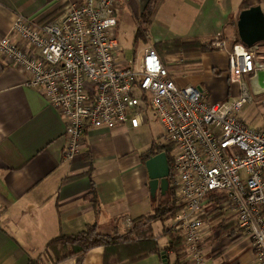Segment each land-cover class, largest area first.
Returning <instances> with one entry per match:
<instances>
[{"label":"crops","instance_id":"obj_1","mask_svg":"<svg viewBox=\"0 0 264 264\" xmlns=\"http://www.w3.org/2000/svg\"><path fill=\"white\" fill-rule=\"evenodd\" d=\"M73 1L81 0H0V40L20 14L44 21ZM147 2L121 0L118 36L123 20H136L138 26ZM255 5L264 10V0H161L148 41L134 40V55H141L152 45L180 86L204 88L211 102L232 100L240 87L229 78L227 50L213 47L169 53L161 44L208 41L220 34L230 46L240 40V12ZM25 81L26 74L0 53V264H29L32 259L52 264L45 250L48 242L60 234L83 231L92 223H97L101 234H113L117 229L125 232L127 218L135 222L152 216L156 208L174 199L171 183L163 188L159 179L152 188L146 166L154 155L147 153L153 143L157 144L155 154L165 151L169 157L163 131L158 130L151 141L133 136L150 123L151 109L142 115L139 127L128 123L86 131L82 152L67 160L65 120L41 90L27 86ZM160 171L157 165V173ZM218 201L214 196L206 206L203 233L207 264H254V249L238 229L236 214L219 206ZM162 217L151 220V224L154 238L164 247L174 218ZM161 255L150 253L126 264H164ZM104 258L105 246L96 245L87 252L83 264H104ZM75 263L74 258L59 264Z\"/></svg>","mask_w":264,"mask_h":264},{"label":"built area","instance_id":"obj_2","mask_svg":"<svg viewBox=\"0 0 264 264\" xmlns=\"http://www.w3.org/2000/svg\"><path fill=\"white\" fill-rule=\"evenodd\" d=\"M121 0L69 2L53 17L36 21L20 14L1 38L0 53L26 74L66 122L64 157L80 155L86 131L99 126L139 127L151 109L170 151L169 179L179 210L174 231L184 258L207 264L203 228L207 203L233 211L249 238L254 264H264V126L252 127L240 111L255 104L264 115V94L254 93L246 76L264 66L261 46L219 36L212 47L227 50L229 78L240 87L232 100L211 102L208 92L178 84L150 45L128 58L117 33ZM222 202V203H221ZM134 221L126 219V227Z\"/></svg>","mask_w":264,"mask_h":264},{"label":"trees","instance_id":"obj_3","mask_svg":"<svg viewBox=\"0 0 264 264\" xmlns=\"http://www.w3.org/2000/svg\"><path fill=\"white\" fill-rule=\"evenodd\" d=\"M161 0H148L145 5L135 33V42L148 41L150 27L155 9ZM216 40L200 41L198 39L183 42L174 40L161 44L169 53L192 50H210L212 43ZM264 46V45H263ZM156 49V48H154ZM264 49V48H263ZM157 50V49H156ZM165 149L170 155L172 146L166 144ZM157 152V144L153 143L147 153L155 154ZM218 197L219 201L225 197L219 194L213 195ZM218 201V202H219ZM220 203V202H219ZM179 210L176 206L175 199L164 203L155 210L152 216L140 217L135 220L133 227H127L125 232L120 230L114 231L113 234H101L98 231L97 223L88 224L83 231L72 234H60L51 239L46 247V252L52 260V264H59L69 259H76L75 264H83L87 252L97 246H105L104 264H126L143 258L150 253H162L166 251L170 264H190L184 258L182 238L174 231H170L169 241L164 247L154 238L151 220L158 217H173ZM163 218V217H162ZM29 264H45L43 260L32 259Z\"/></svg>","mask_w":264,"mask_h":264},{"label":"water","instance_id":"obj_4","mask_svg":"<svg viewBox=\"0 0 264 264\" xmlns=\"http://www.w3.org/2000/svg\"><path fill=\"white\" fill-rule=\"evenodd\" d=\"M239 39L247 46L264 44V10L261 6L255 5L243 9L237 19ZM253 74L249 78V84L254 93L264 94V66L257 63ZM148 166L151 186L154 189L160 179L162 187L168 188L170 184V161L165 151L151 155L146 162ZM157 165L161 171L157 173ZM166 251L162 252L163 263L170 264Z\"/></svg>","mask_w":264,"mask_h":264},{"label":"rangeland","instance_id":"obj_5","mask_svg":"<svg viewBox=\"0 0 264 264\" xmlns=\"http://www.w3.org/2000/svg\"><path fill=\"white\" fill-rule=\"evenodd\" d=\"M136 20H123L121 23V28L119 32V38L121 41V44L125 48L126 54L128 58H132L134 55V49L136 47L134 40H135V29L137 28ZM138 50L141 47V42L137 46ZM140 51V50H139ZM262 54H264V49H262ZM140 55V53H139ZM257 107L255 104H250L243 108L240 112V116H242L247 123H249L253 127H259L261 124H263L262 121H264V115L260 110H256ZM150 123L149 126L146 123L142 127H140L137 132L133 133L134 138L141 139V140H147L151 141L152 137L154 135H157V131L161 130L164 133V128L157 116H154L153 114H150ZM261 127V126H260ZM175 199V198H174ZM176 206H178L176 200H175ZM229 211V210H228ZM221 220H224L225 217L221 216ZM45 257L47 260L51 261L50 256L48 254H45ZM45 259V260H46Z\"/></svg>","mask_w":264,"mask_h":264}]
</instances>
